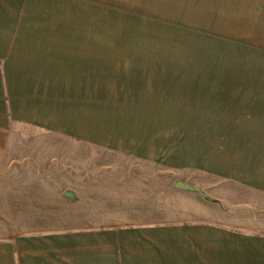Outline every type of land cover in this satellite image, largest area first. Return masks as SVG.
Returning a JSON list of instances; mask_svg holds the SVG:
<instances>
[{"label":"crops","instance_id":"crops-1","mask_svg":"<svg viewBox=\"0 0 264 264\" xmlns=\"http://www.w3.org/2000/svg\"><path fill=\"white\" fill-rule=\"evenodd\" d=\"M0 264H264V0H0Z\"/></svg>","mask_w":264,"mask_h":264},{"label":"rangeland","instance_id":"rangeland-1","mask_svg":"<svg viewBox=\"0 0 264 264\" xmlns=\"http://www.w3.org/2000/svg\"><path fill=\"white\" fill-rule=\"evenodd\" d=\"M102 7L100 5H98V13H102V14L110 13L112 18H113L114 24L122 25V24L126 23V18L124 15H122V13H123V7L122 6L113 5V6H102ZM128 14H129L130 27H132L133 25H135L137 27L139 25H144V23L149 24V25L150 24L154 25V23L148 22L144 18L143 14H138L137 12H128ZM153 25H152V27H153ZM178 29L180 30L179 26H178ZM177 32H178L177 39H184V40H188V41L192 39L193 48L194 49L199 48L200 37L195 35V34L190 35V33L195 32V31H187V33H184L181 31H177ZM97 156L111 157L112 155L109 153L98 151ZM123 164H124V166H126L128 168V172H130V174L134 173V174H131L133 177H142L144 179H148L149 178L148 174L154 173L156 175L151 181L153 184L152 189L148 188L149 192H153L156 194L158 187L161 189V191H163L165 185H168V182H167V179L165 176L166 174H168V172L165 171L162 167H160V168L159 167H151L150 165H145V164L141 163L140 161H134L130 158L124 159ZM157 169L159 171H157ZM102 170L109 171V168L108 169H102ZM158 184H159V186H158ZM159 199H162V198H159Z\"/></svg>","mask_w":264,"mask_h":264},{"label":"water","instance_id":"water-1","mask_svg":"<svg viewBox=\"0 0 264 264\" xmlns=\"http://www.w3.org/2000/svg\"><path fill=\"white\" fill-rule=\"evenodd\" d=\"M176 187H179V188H187V189H191V190H199L198 187L196 186H192V185H188V184H184L180 181H177L175 184H174Z\"/></svg>","mask_w":264,"mask_h":264}]
</instances>
